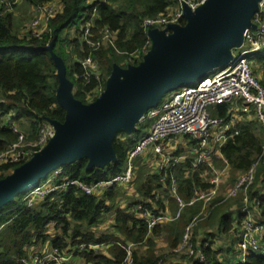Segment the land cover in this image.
Returning <instances> with one entry per match:
<instances>
[{
  "label": "trees",
  "instance_id": "1",
  "mask_svg": "<svg viewBox=\"0 0 264 264\" xmlns=\"http://www.w3.org/2000/svg\"><path fill=\"white\" fill-rule=\"evenodd\" d=\"M15 1L0 0V3L7 6L8 4L14 5ZM26 1L37 7L52 0ZM174 1L177 0H60L61 12L48 20L47 29L41 37L27 35L20 37L17 35L16 30L13 29L12 14H3L1 10L0 153L18 139L17 133L13 132L6 121L8 117L15 123L17 122L20 132L25 133L28 140L36 138L38 130L47 119L59 122L64 120V111L59 107L55 96L58 80L54 61L43 48L54 37L56 40L53 51L66 63L60 49L65 41L64 38L61 39V36L64 30L72 25L75 26V37L69 40L72 45L71 53L75 56L69 73L76 76L77 79L75 85L73 84L75 88L73 95L85 103L88 102L87 96L93 93L98 85L93 76L87 82L77 61L84 59L90 52L88 45L81 40L86 24L90 23L91 25L89 33H91L93 41L98 37V31L104 28L116 35L114 47L107 44L105 48H99L91 53L99 63L104 78L102 81L104 89L105 77L109 76L113 64L120 66L123 64L122 67H126L128 64H138L142 60V50L149 42L147 33L143 29L144 20L165 13ZM181 23L183 24L184 20ZM137 53H140L139 60L130 63L131 56ZM263 62V58L257 59L259 65L253 67L257 76L260 74L258 68H264ZM68 78L70 79L69 75ZM260 81L264 84L263 77ZM211 112L219 117H226L228 114L225 106H217L211 109ZM235 128L238 134L231 137L220 148L228 165L229 182L231 173L237 174L236 179L232 178L233 183L236 182L239 174L251 167L260 154L264 142V128L259 121L253 118L249 119L243 116L242 121ZM121 135L125 136L119 133L113 141V148L117 156L116 163H111L103 169L94 168L91 171H86L87 160L83 159L58 169V173L53 177L54 181L60 183L63 179L69 178L87 184L93 181L108 180L121 173L127 159L126 153L137 142V140H121L118 138ZM215 165L221 168L224 164L217 161ZM135 166L136 179L133 184L137 194L143 198V206L150 209L151 204H146L145 201L152 200L159 209H164L166 205L163 201L165 199L156 200L154 196L157 190L163 189L159 180L160 175L151 173L141 159ZM15 167L17 166L10 165L0 168V179ZM205 167L202 165L198 170H193L191 163L186 162L172 168V175L178 181L176 193L184 201L190 200L194 188L206 189L208 187L201 181V173L206 169ZM263 173L264 167L259 166L248 190L251 210L255 208L260 210L263 207V198L255 192L257 180ZM45 180H47V176ZM165 183L168 186L170 179H167ZM122 190L123 188L114 185L99 196L86 195L77 186L70 185L66 191L51 193L33 206H28V200H25L24 196H16L13 201L0 208V264H24L21 260L27 256V246L48 242L47 228L51 223L61 227V235L52 242V245L60 250L67 249L68 246L75 247L81 243L110 244L109 257L95 255L92 252L78 253L77 256L82 257L86 264H121L125 259V250L118 243L125 241L132 242L136 246H147L144 254L133 251V264H162L164 258L154 252L157 236L163 232L167 237L168 248L170 250L176 248L182 241L186 228L199 211L201 202L185 207L179 218L170 221V223L155 226L149 233L142 220L135 217L133 213H126L127 208L136 203L133 201L125 209L115 210L114 231L96 237L92 228L100 225L103 221L102 216L115 207L117 200L123 196ZM162 192L165 190L163 189ZM166 199L168 198L166 197ZM220 201L221 199L216 200L218 204L211 210L207 218L198 221L192 227L191 243L194 247H199L202 250L206 261L200 262L198 259L192 258L188 264H220V259L212 250L215 237L213 232H208V228L214 229L220 234L233 232L237 235L238 222L245 217L239 208L241 195L233 198L238 206L235 211L236 215L224 211L226 203L231 202L230 200L223 204H220ZM167 205L169 210L175 214L177 205L174 198L170 197ZM256 210L252 212L253 215ZM257 219L255 220L258 221ZM200 230H204L205 237L201 238L197 235ZM205 241L208 242V246L202 248ZM243 264H264V254H249Z\"/></svg>",
  "mask_w": 264,
  "mask_h": 264
},
{
  "label": "built area",
  "instance_id": "2",
  "mask_svg": "<svg viewBox=\"0 0 264 264\" xmlns=\"http://www.w3.org/2000/svg\"><path fill=\"white\" fill-rule=\"evenodd\" d=\"M205 1L177 0V6L172 7L173 11L168 12L166 10L163 14L146 18L143 22L144 32L147 33L149 28L154 27L165 29L168 24L181 25V21L184 20L181 4L185 3L191 10H194ZM50 2L36 7L39 14L45 16L46 28L44 31L47 29L48 20L62 10L61 4L53 9ZM258 9L252 17L255 29H248L245 32L243 44L237 48L239 52L235 53V49L233 50L232 59L225 67L208 72L201 80L168 92L157 106L147 110L138 122V127L147 122V130L141 134V138L126 153L127 159L121 173L108 180L93 181L87 184L69 178L56 183L54 178H48L36 188L28 190L24 195L23 198L28 200V206L31 203L43 200L51 193H62L70 185L77 186L86 195L95 194L98 196L108 188L116 185L123 188L124 194L129 196L131 194L125 193L124 188L129 189L136 179V166L133 162L134 159L141 157L144 165L150 169L151 173L160 175L159 180L165 192H162L163 189L157 190L154 196L156 200L165 199L163 202L166 206L164 209H159L152 200H149L145 201L146 204L152 206L148 209L143 206V198L138 196L136 192L135 196L138 197L135 200L136 203L127 208L126 213H133L135 217L142 220L149 233L153 227L170 223V221L179 218L185 207L201 202L199 211L183 234L182 241L173 249L175 254L182 253L189 260L196 258L200 262L206 261L202 250L199 247H194L191 243L192 227L198 221L209 216L211 210L218 204L216 200L232 199V197L239 194L241 195V206L239 208L245 217L238 222L237 235L239 240L236 253L240 260L236 264L245 263L249 254H264V226L256 221L252 215L248 194V190L256 176L257 168L259 166L264 167V142L260 154L251 164V167L239 174L236 182L228 190L225 188V182L229 176L227 173L228 165L220 152V148L231 137L238 134L235 126L242 121L243 116L259 121L264 128V84L261 83L259 77L253 71L255 60L264 57V0L259 1ZM42 20L43 18L38 25L42 23ZM90 26V23L86 24L81 39L83 43L85 42L88 45L90 52L84 59H78L77 61L87 82L91 76L97 80L98 85L93 91L95 97L103 91L102 81L104 78L98 62L91 53L101 47L102 40H107L109 45L114 47L116 35L104 28L100 30L102 37L93 41L91 39L92 35L89 33ZM43 32L35 33L33 36L41 37ZM149 46L150 39L142 50L143 56ZM136 55L139 56L140 53ZM107 77H105L104 84ZM217 106L227 107L228 114L226 117L212 114L211 109ZM6 121L13 132L17 133L18 139L0 153V168L23 164L36 151L45 147L54 133L53 127L46 120L38 130L36 138L28 140L26 134L20 132L17 122L15 123L9 117ZM217 161L224 164L223 167L218 168L215 165ZM186 162L191 163L193 170H198L202 165L206 166V169L201 173V181L208 185L206 189L194 188L192 191L193 196L187 202L177 195L178 181L172 175V168L175 165ZM11 171L9 170V172ZM167 179H170L168 186L165 183ZM130 191H134V188H131ZM170 197L174 198L177 205L175 214L170 212L167 206ZM116 203L120 204L118 209H125L129 205L121 197ZM123 243H118L125 250V259L121 264H133L132 253L136 245L126 241ZM105 246V244L94 242L81 243L75 246L73 250L67 251V249L60 250L51 245L44 252L32 250L31 247L34 246H27V256L21 261L24 264H76L71 263L73 255L82 252L101 255ZM207 246L208 242H203L202 248ZM220 264L227 263L220 260Z\"/></svg>",
  "mask_w": 264,
  "mask_h": 264
},
{
  "label": "water",
  "instance_id": "3",
  "mask_svg": "<svg viewBox=\"0 0 264 264\" xmlns=\"http://www.w3.org/2000/svg\"><path fill=\"white\" fill-rule=\"evenodd\" d=\"M259 1L206 0L194 10L182 3L184 23L149 28L150 46L142 60L126 67L113 64L103 91L85 103L73 95L66 63L53 51L54 37L43 48L54 61L55 96L65 117L62 122L47 119L54 133L45 147L0 179V208L67 164L86 159V171H91L116 163L117 134L131 136L147 110L168 92L228 64L245 32L255 29L252 17Z\"/></svg>",
  "mask_w": 264,
  "mask_h": 264
},
{
  "label": "rangeland",
  "instance_id": "4",
  "mask_svg": "<svg viewBox=\"0 0 264 264\" xmlns=\"http://www.w3.org/2000/svg\"><path fill=\"white\" fill-rule=\"evenodd\" d=\"M51 6L53 9H56L60 4V0H52L51 2ZM2 3H0V11L2 10L3 14L5 13H10L12 14V23H13V29L16 30L17 35H19L20 37L23 36H33L35 35V33H41L45 30L46 28V22H45V16L42 14L40 15L39 12L36 10V6L29 4L28 1L26 0H16L14 2V5L8 4L7 6L1 5ZM176 1L173 2L171 8H168V12L173 11L172 7H176ZM44 11V10H43ZM45 14V11H44ZM42 20V23L40 25L39 22ZM44 21V23H43ZM75 26L72 25L70 26L68 29L63 31V35L61 36V39L64 38V43L63 46L60 48L61 52L64 54V58L66 60V69H67V73L70 76L71 81L73 82V84L75 85L77 79L76 76L71 75L69 73L72 64H73V60L75 58L74 54L71 53V47L72 45L69 43L70 39H73L75 37V33H74V28ZM99 35L96 39H99L102 37V34L100 33V31H98ZM113 40V39H112ZM116 41V40H115ZM109 44V42L107 40H102L101 44H100V48H105L106 44ZM98 50V49H97ZM235 53H238L239 50L235 49L234 51ZM70 55V56H69ZM140 56V55H139ZM139 56L134 54L131 56L130 58V63H132L135 60H139ZM264 59V57H263ZM264 63V62H263ZM99 64V63H98ZM253 67L255 66V63L253 64ZM123 66V64L121 65ZM260 67V66H259ZM262 67L258 68L261 69ZM260 71H262L261 76H258L260 80H262V77L264 78V69L262 68ZM67 75V76H68ZM75 91V88L73 87V92ZM94 97V94H90L89 96H87V100L88 102L92 101V98ZM148 127V123H144L143 125H140L139 128L137 129V131H135V133H133L131 136L130 135H125V136H119L118 138L121 140H126V141H134V140H138V138H140L142 135V133H145ZM136 144V143H135ZM141 159V157H138L136 159H134L133 164L135 165L137 162H139ZM150 164V162H149ZM147 164V165H149ZM125 167V165H124ZM9 173V172H8ZM55 175L54 171L49 172L47 175V179L48 178H53ZM239 176V175H238ZM237 174L233 175V173H231V180L230 182L232 184L233 180L232 178L236 179ZM228 182L225 184V187H228L229 184V176H228ZM46 181V180H45ZM131 188H134V191H130ZM125 193H130L131 195L127 196L124 193L122 194L123 196H120L122 199H125L126 202L132 203L133 201H135L138 197L135 196L136 194V190H135V185L132 183V186L129 187V189L124 188ZM262 191L264 192V188L262 189ZM28 191L24 192L23 194L19 195V196H24L26 195ZM139 196V195H138ZM237 201V200H236ZM35 203H31L30 206H33ZM118 207H120L119 203H116L115 207L113 208L114 211H112L113 213L115 212L116 209H118ZM254 210H251V213ZM260 212H263L264 214V204H263V208L260 209ZM255 216V215H254ZM107 217V215L105 214V218ZM256 218V217H255ZM107 219V218H106ZM264 226V223H261ZM53 226V225H52ZM98 227V228H97ZM52 228V227H50ZM99 229V225L95 226L94 228H92L93 231H96ZM210 229V228H208ZM214 230V229H213ZM52 234H55V232L52 230ZM197 235L201 236V238L205 237L204 236V230H200L198 231ZM214 245V244H213ZM217 245H219V243H217ZM72 249H74V247H72ZM238 249V243H234L232 248H231V252L230 255L233 257L229 260H225V262L227 264H236L240 258L238 257L236 250ZM154 252L160 256L163 257V262L162 264H184V263H188L190 260L184 256V254H180L177 255L173 252V250L168 248V241H167V237L166 235L161 232L157 238H156V242H155V247H154ZM224 253V252H223ZM222 253V254H223ZM74 256V255H73ZM71 263H76V264H86L85 260L82 257H72L71 258Z\"/></svg>",
  "mask_w": 264,
  "mask_h": 264
},
{
  "label": "crops",
  "instance_id": "5",
  "mask_svg": "<svg viewBox=\"0 0 264 264\" xmlns=\"http://www.w3.org/2000/svg\"><path fill=\"white\" fill-rule=\"evenodd\" d=\"M259 59H261V58H259ZM258 65L259 64H257V60H255V66H258ZM261 73H262V71H260L259 76H261ZM227 182H228V179L226 180L225 183H227ZM231 185H232L231 182H229L228 187H225L226 190H228L231 187ZM263 188H264V173L259 176V179L257 180L256 187H255V192L260 197L263 198V204H264V192L262 191ZM237 196H235V197H237ZM235 197H232V199H227V200H224V201H220L221 202L220 204H223V203H225V202H227L229 200L231 201V202L226 203L225 208H224L225 212H228V213L236 215L235 211L238 209V206L233 201V198H235ZM254 210H256V208ZM112 211H114L113 208L109 211V213H106V215H107L106 218L107 219L105 218V214L102 216L103 221L99 225V229L94 231L95 234H96V237H99V236H102V235H105V234H109V232L114 231V225H115L116 217H115V212L113 213ZM252 215H253V213H252ZM255 215L258 218V219L255 218V216L253 215L255 219H257L260 223H264V214H263V212L261 213L260 210H256L255 211ZM50 227H52V228H50ZM52 230L55 232V234H52ZM208 232H211V233L213 232V234H214L213 236L215 238H214V243H213L214 245H212V250L216 253L218 258L220 260H222V261H225L226 259L229 260V259L233 258L230 255V252H231V248H232L233 244L234 243H238L237 242V240H238L237 235L234 234L233 232L227 233V234H220L218 231H214L213 229L212 230L208 229ZM47 233L49 235L48 242H46L44 244L35 245L34 247H31L32 250L41 251V252L47 251L48 248L52 245L53 240H55L56 238H58L61 235V227L60 226L57 227V226H55V224L51 223V224L48 225ZM68 242H69V240L67 241V243ZM217 243H219V245H217ZM105 245L106 246H105V248H103V251H102L101 255L105 256V257H109L108 249H109L110 244L109 245L105 244ZM70 249H72V247L70 248L68 246L67 251L70 250ZM146 250H147V246L143 245V246H136L133 251H137L138 253L144 254ZM75 256L79 257V256H77V254ZM177 264H180V263H177ZM184 264H186V263H184Z\"/></svg>",
  "mask_w": 264,
  "mask_h": 264
}]
</instances>
